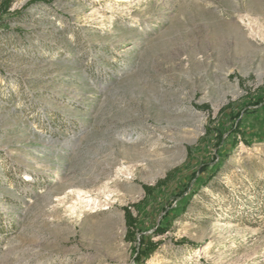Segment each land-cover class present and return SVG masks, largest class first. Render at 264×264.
Here are the masks:
<instances>
[{
  "label": "rangeland",
  "instance_id": "374dc122",
  "mask_svg": "<svg viewBox=\"0 0 264 264\" xmlns=\"http://www.w3.org/2000/svg\"><path fill=\"white\" fill-rule=\"evenodd\" d=\"M2 4L0 264H264V0Z\"/></svg>",
  "mask_w": 264,
  "mask_h": 264
},
{
  "label": "bare ground",
  "instance_id": "6f19581e",
  "mask_svg": "<svg viewBox=\"0 0 264 264\" xmlns=\"http://www.w3.org/2000/svg\"><path fill=\"white\" fill-rule=\"evenodd\" d=\"M199 123H200V122H199ZM199 127H200V125L198 126V128H199ZM81 192H82V191H81ZM77 197H78L79 200H81V202H82L86 207L91 206V208H92V207H93V208H97L98 205H99L98 201H96L95 198H94V199L88 198L86 195H83V194H81L80 192L77 193ZM85 197H87V198H85ZM100 206H101V205H100Z\"/></svg>",
  "mask_w": 264,
  "mask_h": 264
},
{
  "label": "trees",
  "instance_id": "16d2710c",
  "mask_svg": "<svg viewBox=\"0 0 264 264\" xmlns=\"http://www.w3.org/2000/svg\"><path fill=\"white\" fill-rule=\"evenodd\" d=\"M10 2H11V0H3L4 4H2V8H3L2 11H7L8 6L10 5Z\"/></svg>",
  "mask_w": 264,
  "mask_h": 264
}]
</instances>
